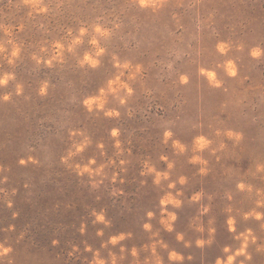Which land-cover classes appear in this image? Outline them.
Listing matches in <instances>:
<instances>
[{
    "label": "rangeland",
    "instance_id": "obj_1",
    "mask_svg": "<svg viewBox=\"0 0 264 264\" xmlns=\"http://www.w3.org/2000/svg\"><path fill=\"white\" fill-rule=\"evenodd\" d=\"M0 45V264H226L249 229L264 264V0H0Z\"/></svg>",
    "mask_w": 264,
    "mask_h": 264
},
{
    "label": "clouds",
    "instance_id": "obj_2",
    "mask_svg": "<svg viewBox=\"0 0 264 264\" xmlns=\"http://www.w3.org/2000/svg\"><path fill=\"white\" fill-rule=\"evenodd\" d=\"M140 2H141L142 5H146V4L150 3V0H140ZM39 10L43 11L44 9H39ZM95 30H96V32H98V33L106 34V32H103L102 29H101L99 26H97ZM85 31H86V29H84V28H81V29H80L81 36L85 33ZM79 42H80V36H77V37L75 38V40L73 41V43H79ZM91 43H92L93 45H97L98 42H97V40H96L95 37L91 40ZM56 47L59 49V48H62V45H60L59 43H57ZM70 47H71V46H70ZM220 49H221V51H223V50H224V45H220ZM2 50H3V45H0V51H2ZM18 51H19L18 48H14V50H13V52H12V56H16L17 53H18ZM103 51H104L103 48H99V47H98V48H97L96 55L99 56L101 53H103ZM58 55H59V53H58ZM252 55H254V56L259 55V51H258V50H254L253 53H252ZM85 61L89 62V63L92 64L93 66H95V65L98 63V60H96L95 58H93V57H92L90 54H88V53H85L84 59L81 61V63H84ZM9 62L11 63V60H10ZM48 63L50 64V63H51V60H49ZM124 67H128V65L125 64ZM227 67H228V71H229V73L232 74V75H235V67H234V65L232 64L231 61L228 62ZM201 71L203 72L204 70L201 69ZM207 75L209 76L210 79L213 80V82L218 83L217 81L214 80V73H212V72H208ZM9 78H10V74H5L2 78H0V84H2V83H7V81H8ZM114 84H115V85H118L119 87L126 88L127 91H128V93H131V92H132V89H131L126 83H123V82L120 81V77H119V76H117L114 80H110V81L108 82V89H109V91H111V92H113V93L117 92V90H118L117 87H113ZM41 91H43V89H41ZM104 91H105V90L102 88V89H100L101 96H99V97H91V98L86 99V100L84 101V103L89 107V109H91L93 103H97L99 107H103V105H104V99H103L102 97H103ZM5 99H7V97H5ZM123 102H124V101H123V98H121V103H123ZM116 114H118V113H115V112H109V113H108V115H116ZM112 135H113V136L117 135V130L113 129V131H112ZM165 135L168 136V135H170V133H166ZM229 135H231V133H229ZM87 142H88V141L85 140L84 143H82V144H80V145H77V146H76V150H77V151L82 150L83 147H84V145H85ZM209 143H210V141L207 140V139H206L205 137H203V136H199V137H197L196 140H195V146H196L197 149H203V148H204L205 146H207ZM175 146H176L178 149H180L181 151H183V149H184V146H183L182 144H180L179 142H175ZM101 147H102V145H101ZM69 155H72V153L70 152ZM164 158L166 159V157H164ZM199 159H200L199 157H193V160H194V161H195V160H199ZM90 163H95V160H91ZM121 163H123V161H121ZM103 167H104V166L101 165L100 168L96 169L95 171H96V172H99V171L102 170ZM171 167H172V165L169 164V168H171ZM82 171H88L89 173H91L93 170H92L91 168H89L88 165H85L84 168L82 169ZM148 171H155V169L152 168V167H149V168H148ZM161 175H163V176L166 178L168 174H167V173H163V174H161V173L157 172V173H156V181H157V183L159 182ZM114 178H115V177H113V179H114ZM180 182H181V183L184 182V178H183V177H181ZM172 186H173V185H169V187H172ZM240 187L243 188L244 186H243V185H240ZM192 199H193V200H197V199H199V194L194 195V196L192 197ZM170 202L173 203V204H175V205H177V206L180 204V201L174 199L170 193H169L168 195H166L164 198H162V200H161V204H167V203H170ZM148 215H149V216H152L153 214H152L151 212H149ZM249 215H255L257 219H259L260 216H261L260 213H258V212H254V213H246V214H245V218H247V216H249ZM175 218H176V217H175V214H174V213H169V214H168V219H167V220H162V223H164V224L166 225V227H167L169 230H171L172 225H171L170 221L175 220ZM97 219L103 221V220H104V217H103V215L101 214V215H98V216H97ZM234 223H235V222H234V219L229 218V220H228V224H229V228H230V230H232V231L235 230V228H234ZM144 227H145V228H150L151 226H150L149 224H145ZM250 235H251V229H249L247 233H240L239 236L236 237L237 239H240L241 237H243V243H242L241 247H239V248L236 250V253H235L234 255H229V256L227 257V262H226V264H232L235 255L246 254V253H245V249H246V247H247V244H248V238H249ZM178 238H179V239H182L183 237H182V236H179ZM122 239H124V234H120V235H118V236H112V237L110 238V242L113 243V244H115V243H117L119 240H122ZM252 240L255 241V237H254V236L252 237ZM204 243H205V241H203V240H198V241H197V244H198V245H203ZM165 246H166V245H165ZM0 248H3V246L0 245ZM9 250H10L9 248H3V252H4V253H7ZM224 251L227 252V251H229V249L226 247V248L224 249ZM153 252H155V246H154V245H153ZM132 254H133V255H136V249H135V248H133V250H132ZM170 258H171V259H177V260H178V259H182V257H181L178 253H176L175 251H173V252L170 253ZM249 258H250V257H249ZM115 260H116V258H115V256H113V264H115ZM94 264H104V261H103L102 259H99V258H98V254H97V259L94 261ZM156 264H160L159 257L156 258ZM216 264H224V262H222L221 260L218 259L217 262H216ZM240 264H244V262L241 261Z\"/></svg>",
    "mask_w": 264,
    "mask_h": 264
}]
</instances>
